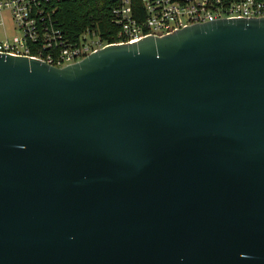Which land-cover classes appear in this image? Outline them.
Listing matches in <instances>:
<instances>
[{"label": "water", "instance_id": "obj_1", "mask_svg": "<svg viewBox=\"0 0 264 264\" xmlns=\"http://www.w3.org/2000/svg\"><path fill=\"white\" fill-rule=\"evenodd\" d=\"M0 264H264V17L0 52Z\"/></svg>", "mask_w": 264, "mask_h": 264}, {"label": "built area", "instance_id": "obj_2", "mask_svg": "<svg viewBox=\"0 0 264 264\" xmlns=\"http://www.w3.org/2000/svg\"><path fill=\"white\" fill-rule=\"evenodd\" d=\"M52 1L0 0V25H5L2 10L7 7L21 33L9 37L5 30L0 52L40 58L62 67L109 44L163 36L220 18L264 17V0H112L111 9L118 25L116 39L106 41L95 31H88L79 42H70L54 25L53 15L47 10ZM85 35H90L91 40Z\"/></svg>", "mask_w": 264, "mask_h": 264}, {"label": "trees", "instance_id": "obj_3", "mask_svg": "<svg viewBox=\"0 0 264 264\" xmlns=\"http://www.w3.org/2000/svg\"><path fill=\"white\" fill-rule=\"evenodd\" d=\"M112 0H53L47 10L65 39L79 42L82 35L95 31L106 41L116 39L118 25L111 9Z\"/></svg>", "mask_w": 264, "mask_h": 264}, {"label": "rangeland", "instance_id": "obj_4", "mask_svg": "<svg viewBox=\"0 0 264 264\" xmlns=\"http://www.w3.org/2000/svg\"><path fill=\"white\" fill-rule=\"evenodd\" d=\"M2 15L5 20V25H0V39H5V30L9 37H13L15 35H20V31L16 28V24L13 20L12 12L9 8L4 7L2 10ZM85 38L91 40L90 35H85Z\"/></svg>", "mask_w": 264, "mask_h": 264}]
</instances>
